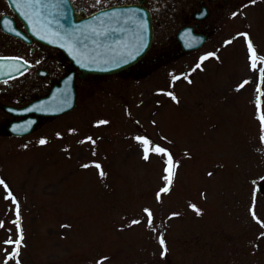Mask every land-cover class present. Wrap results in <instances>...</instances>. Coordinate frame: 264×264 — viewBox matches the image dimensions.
Returning a JSON list of instances; mask_svg holds the SVG:
<instances>
[{"label": "rangeland", "instance_id": "1", "mask_svg": "<svg viewBox=\"0 0 264 264\" xmlns=\"http://www.w3.org/2000/svg\"><path fill=\"white\" fill-rule=\"evenodd\" d=\"M237 4L213 14L201 48L86 78L71 112L25 137L0 134V180L20 206V264H250L248 202L264 176V0ZM242 33L256 50V69ZM208 53L215 55L192 71ZM136 136L167 148L178 164L159 200L164 158L144 160ZM6 195L0 185V264L9 248L3 241L16 237Z\"/></svg>", "mask_w": 264, "mask_h": 264}, {"label": "flooded vegetation", "instance_id": "2", "mask_svg": "<svg viewBox=\"0 0 264 264\" xmlns=\"http://www.w3.org/2000/svg\"><path fill=\"white\" fill-rule=\"evenodd\" d=\"M237 3L238 0H67L66 3L40 0L36 5L33 0H0V58H3L0 59V134L25 137L45 123L71 112L73 109L60 115L43 114L52 102L62 103V95L67 89L64 79L68 73H75L77 102L81 81L109 75L86 73L78 68L79 20L91 16V44L99 48L119 46L123 53L127 44V20L123 11L130 7L149 14L151 43L128 69L113 73L122 74L138 66L166 63L201 48L213 34L209 23L213 14L219 11L220 17ZM37 8L39 15L35 14ZM96 32L103 34L96 35ZM204 35L206 40L201 46L185 49ZM53 91L55 99H49L45 107H30L34 100ZM33 116L38 117L34 131L21 136L9 132L11 121ZM259 179L257 192L251 194L248 202L250 264H264V237L260 236L264 232L261 227L264 224V176ZM252 211L256 214L255 219Z\"/></svg>", "mask_w": 264, "mask_h": 264}, {"label": "water", "instance_id": "3", "mask_svg": "<svg viewBox=\"0 0 264 264\" xmlns=\"http://www.w3.org/2000/svg\"><path fill=\"white\" fill-rule=\"evenodd\" d=\"M133 8L127 7L126 11H123V15L127 20V37L126 48L120 51L119 46L109 47L108 45L94 46L91 44V16L86 17L78 21V33L79 37V52L78 58L79 67L86 73H112L121 71L131 64L135 63L147 50L152 39V26L149 14L140 11L132 10ZM124 10V9H123ZM182 33V32H181ZM182 37V35H180ZM205 35L194 44L193 46L185 47L189 49L201 45L205 41ZM96 54H98L96 56ZM74 77L68 75L64 79L67 89L65 94L62 95V103L52 102L50 109L43 112L45 115H56L72 109L76 104V89L73 84ZM55 92L50 95V100L55 99ZM48 99V98H47ZM47 99L37 100L33 104L37 107H44V103ZM34 106V105H33ZM42 111V110H41ZM38 122V117H28L27 119L12 121L8 126V130L14 134H26L35 129Z\"/></svg>", "mask_w": 264, "mask_h": 264}, {"label": "snow or ice", "instance_id": "4", "mask_svg": "<svg viewBox=\"0 0 264 264\" xmlns=\"http://www.w3.org/2000/svg\"><path fill=\"white\" fill-rule=\"evenodd\" d=\"M33 2L36 5L40 4V0H33ZM61 2L66 3L67 0H61ZM249 2L251 4H255L257 2V0H249ZM44 7H47V5H44ZM53 7H57V5H53ZM35 14L36 15L40 14L39 8H37V11ZM234 15H235V13H234ZM93 31L95 32V29H93ZM102 34L103 33L96 32V35H102ZM241 35H243L247 39L246 33H242ZM226 43H231V41H227ZM247 49H248V53H249V59L251 62V67L253 69H256L257 63H258V57H257L256 50L253 47V44H252L250 39H247ZM214 55H215V53H208L207 55L201 56L200 57V63H197L195 65V67L192 69V71H195L196 69H200L201 63L203 61L208 60L210 57H212ZM0 59H3V58H0ZM13 59H19V58H13ZM259 59L264 60V58H259ZM25 63H27V62L25 61ZM259 71L261 73V76L264 77V67L260 68ZM181 78L182 77H180V76H173L172 77L173 81L180 80ZM183 79L187 80L188 79L187 75H185L183 77ZM188 82L191 83L190 80H188ZM246 83H248V82L244 81L240 85V87L242 88L244 86V84H246ZM257 91L259 92L260 89L257 88ZM163 94L171 97L173 100H176V97L172 92H165ZM257 108L259 109V98L257 100ZM259 120L261 121L262 128H264V114H261L259 116ZM98 123H99V125H103V124H107L108 121L101 120ZM87 139H88V141H91L92 143H94V141H92L91 137H88ZM134 139L137 141L138 144H140V146L142 148V152H143L142 158L144 160H148L150 157V154H152V153H155V154L161 156L162 158H164V164H165L164 173H165V175L162 177V179L165 181V186L162 187L159 192H157V199L159 200L162 193H168L170 191L172 183H173V179L175 176V169L178 166V164L174 161L172 153L169 152L167 148L154 144L150 139H148L145 136H136V137H134ZM261 139L264 140V136H262ZM46 143H47V141L45 139L39 140L40 145H44ZM89 166L90 165H87V164L82 165V167H85V168H87ZM94 166L97 169H100L99 164H95ZM100 175L101 176L104 175L102 170L100 171ZM208 175L211 176L212 173L209 172ZM0 185H3L4 188L7 190V195L5 196V199L10 200L12 202V204L15 205V215H16V219L12 221V223L16 226V237H15V239H13L11 236H9L8 239L3 241V243L5 245L9 246V248L4 249L5 256L3 258V264H8V262L11 260H15V264H20L18 257L20 255V249L22 247V243L24 240L23 232H22V229L20 226V206H19V203L17 202L16 198L13 196L11 190H8V186L5 184V182L3 180H0ZM189 207L193 208V210L196 211L197 215L200 214L199 209H197L195 205L189 204ZM144 212L147 215V226L149 228H152L153 231H155V228L153 227V214H152V212L147 208L144 209ZM173 215L174 216L178 215V213H173ZM252 215H253V218L255 219L256 214L254 211H252ZM140 223H141L140 220H132L131 221V225H137ZM258 223H259V221H258ZM131 225H129V226H131ZM4 226H5L4 222L0 221V227H4ZM62 227H65V226H62ZM261 227H264V224H261ZM260 236L264 237V232H261ZM258 238H260V237H258ZM158 243L162 249L161 255L162 256L166 255L167 248H166V244H165V239H164L162 234H160L158 236ZM104 259H107V258H104Z\"/></svg>", "mask_w": 264, "mask_h": 264}]
</instances>
